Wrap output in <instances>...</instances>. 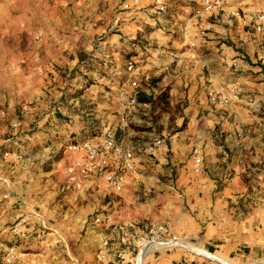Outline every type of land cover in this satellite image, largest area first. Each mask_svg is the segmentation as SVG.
Listing matches in <instances>:
<instances>
[{"label":"crops","instance_id":"obj_1","mask_svg":"<svg viewBox=\"0 0 264 264\" xmlns=\"http://www.w3.org/2000/svg\"><path fill=\"white\" fill-rule=\"evenodd\" d=\"M126 2L131 4L128 9L123 8ZM236 2L228 0L223 10L203 15L209 34L193 50L190 43L198 33L194 14L200 0H141L139 4L116 0V5L125 11L118 17L124 28L119 29L121 34H113L101 43L98 51L103 62L101 70L79 73L88 74L94 84L85 85L80 93L77 90L84 88L82 83L72 84L75 93L68 99L72 106L68 121L63 118L64 114L51 111L37 122L33 127L37 130L32 132L25 126L27 115L21 120L22 127L9 138L0 136V235L17 254L12 264H139L142 244L150 238L142 235L143 230L137 223L111 221L104 210L89 221L93 207L87 209L88 213L80 214L71 208L78 197L89 199L88 194L93 196V191L102 193L104 189L121 193L126 190L134 181L132 174L139 165V155L136 152L135 169L126 173L121 191H115L104 176L96 173L83 189H75L67 182L63 170L81 153L70 152L66 142L72 136V142L96 140L108 129L115 130L117 136L118 131H126L122 124L137 122L139 108L150 105L139 100L140 94L150 98L157 91L148 83L149 79L160 76L165 86H171V93L187 102L186 116L189 117V127L179 134L185 139L184 143H179V136H171L165 148L175 161H181L188 159L192 146L199 147L203 165L189 184L188 194L194 191L189 197L197 210L195 216L177 213L178 220L173 224H163L156 229L163 234L165 243L170 241H166L170 237L167 235L172 232L188 235L190 239L195 234L197 237L193 241L183 238L185 248L169 243L152 244L144 252L141 264H221L193 253V246L235 264H264V205L250 210L256 197L237 191L240 182L237 179H231V192L228 189L227 197L215 192L218 184L215 173L230 183L223 175L245 167L246 158L242 154L236 157V150L249 147V139L257 135L252 128L264 120V28L256 29L258 16L264 13V0H250L241 17L232 14ZM161 3L166 5L163 12L158 9ZM136 38L143 42L145 52L140 45L131 43ZM192 51L196 52V57H192ZM128 53L133 55L128 58L135 57L144 72L135 105L131 104L135 92L126 69L128 58L122 59ZM234 61L238 62L236 66ZM83 63L84 67L89 65V62ZM233 85L242 86L241 100L225 106L210 103L208 90L227 95ZM37 101L39 113H45L48 105L41 99ZM26 105L29 104L23 107ZM10 120L19 124L16 117ZM149 142L143 143L146 152ZM6 149L18 151L20 156L5 157ZM38 150L44 155L40 157L42 162L61 153L65 156L57 162L54 160L53 168L48 170L32 163L31 157L27 158ZM190 160L195 167L194 159ZM57 164L63 178L60 183L48 178ZM220 169L225 170L217 171ZM32 186H38V192L43 193L30 190ZM45 189L52 192L48 194ZM229 199L231 213H226L224 202ZM261 199L264 204V197ZM59 200L66 201L67 210H62ZM96 216H102L105 222L97 223ZM19 220L24 222V227L16 234L8 224L13 222L14 225ZM78 229L85 232L83 247H79L81 252H76L73 245ZM107 239L108 245L104 242ZM0 264H8L2 251Z\"/></svg>","mask_w":264,"mask_h":264},{"label":"rangeland","instance_id":"obj_2","mask_svg":"<svg viewBox=\"0 0 264 264\" xmlns=\"http://www.w3.org/2000/svg\"><path fill=\"white\" fill-rule=\"evenodd\" d=\"M123 12L125 11L116 5V0H90L88 2L81 0H0L1 138H9L11 133L21 126V120L27 115L25 126L32 129V132L37 130L33 129L37 122L44 116H48L51 111L64 114L63 118L66 122L68 121V112L72 107L68 99H71V95L75 93L72 84L82 83L84 88H79L78 93L86 88L85 85L94 84L93 78H88V74H91L90 71H100L103 67L98 51H100L101 43L109 36L121 34L124 25L118 22V17L121 13L123 16ZM38 33H42L40 40L36 39ZM131 43L140 45L143 51H146L139 38ZM130 55L132 53L126 54V57L122 59L125 60ZM84 61L89 62V65L84 67ZM144 62L147 63V60L145 59ZM84 71L88 74L79 75ZM148 83L157 88V91L150 97L149 107L139 108V120L129 122L125 127L126 131H123L124 129L118 131L119 140L124 145L132 144L131 146L136 148L140 157L139 165L132 174L134 181L121 193L108 192L103 189L102 193H93V191L91 193L94 194L93 196L88 194L89 199L84 200L83 196H80L74 205L71 204V208L74 209V213L80 214L93 207L89 221H93L97 212L104 210L111 221H133L142 228L143 236L147 235L149 240L162 242L163 234L157 231L158 226L173 224L178 220L177 213L195 216L197 210L189 197L194 191L191 194H188V191L191 190L189 184L193 183L197 172L190 160L194 159L193 146L188 159L181 161H175L170 151L165 148L171 136H179L189 127V117L186 116L187 102L178 94L171 93V86H165L162 76L149 79ZM144 86L147 85L144 84ZM38 99L48 105L44 110L45 113H39L38 107L37 110L31 112L33 114L22 112L25 104L37 106ZM3 110H6L5 115L2 114ZM262 114L264 116V109ZM12 117L18 118L17 127L12 126L10 120ZM252 131H255L257 135L249 139V147L236 150V157L242 154L246 158L245 167L228 171L226 176L223 175L229 179L230 183L214 172L218 180L215 192L219 195L227 197L228 189L231 192V179H237L240 181L237 191L256 197L253 203L251 202L250 210H254L255 206L264 205L261 203L263 200L261 198L264 197V120L261 125L258 124L256 128H252ZM157 137L163 139L161 147H158L154 153L146 152L143 143ZM72 138L73 136L66 143H71ZM184 140L179 136L180 144H183ZM231 142H234V138H231ZM40 150L31 152L27 158L31 157L32 163L40 164L42 168L48 170L53 168L54 160L57 162L65 156L61 153L55 158L42 162L40 157L44 155ZM234 155L235 153L232 152V156ZM54 168L57 169H53V173L48 178L60 183L63 179L60 166H54ZM221 169L217 171L225 170ZM29 189H37L35 190L37 193H43L38 192L40 191L38 186H32ZM45 190L48 194L52 192ZM71 194L74 195L70 192ZM227 201L224 202V209L226 213H231V199ZM60 204L63 207L62 210H67L68 205L65 200L60 201ZM12 223L8 224L10 228L13 226ZM83 236L85 232L81 229L74 234L75 243L73 245L76 247V252H81L79 247H83L81 245ZM167 236H170L166 240H170L168 245L181 244L184 248L186 246L183 244L185 241L183 238L190 241L197 237L195 234L190 239L188 235H177L173 232ZM156 245L159 244L156 243ZM196 252L198 251H193L214 263L235 264L209 251H207L208 254L202 253L203 255Z\"/></svg>","mask_w":264,"mask_h":264},{"label":"built area","instance_id":"obj_3","mask_svg":"<svg viewBox=\"0 0 264 264\" xmlns=\"http://www.w3.org/2000/svg\"><path fill=\"white\" fill-rule=\"evenodd\" d=\"M88 2L90 0H81ZM154 2H160V0H152ZM228 0H200L199 5L195 9L194 16L197 18V30L196 37L191 41L190 46L194 50L199 43L209 34V29L206 23L202 20L205 13H210L216 10H223ZM250 0H237L236 6L233 9L234 17H241L243 10L247 7ZM141 0H132V3L139 4ZM124 9L130 8L131 4L126 2L123 4ZM160 11L166 10V5L161 3L158 6ZM264 28V13H260L258 16V22L256 29L262 31ZM42 33L36 35V39L40 40ZM192 57H196V52L192 51ZM237 61L233 62L236 66ZM126 69L129 75L130 85L134 90V95L131 96V104L138 103V89L141 87L144 77L143 68L135 57H130L126 62ZM244 90L240 85H233L227 95L217 93L213 90L207 91V98L210 103L214 105L225 106L233 102L241 100ZM37 110L36 105H26L22 108L23 113H31ZM2 114H6V110L2 111ZM19 124L17 121L12 122L13 127H17ZM128 125L124 122L122 126L125 128ZM163 143L161 137H157L154 140L147 143V151L154 153L158 147ZM68 150L72 153L78 154V156L72 164L67 165L64 168L63 173L67 179V182L75 189H83L86 186V182L91 176L96 173L97 175L104 176L109 185L115 191H121L126 183L127 172L135 169L136 160V148L131 145H124L119 140L117 133L113 129H108L102 132L100 137L96 140L87 139L82 142H71L68 145ZM5 157L18 158L20 156L18 151L6 149L3 151ZM193 156L195 161V171L197 173L202 171L203 156L201 155L200 148H193ZM97 223L105 222L102 216H96ZM24 227L22 220L17 221L13 225V231L16 234H20ZM106 245L109 244V240L104 241ZM0 251L4 252L5 261L8 264H12L17 254L13 247L8 246L4 238L0 235Z\"/></svg>","mask_w":264,"mask_h":264},{"label":"bare ground","instance_id":"obj_4","mask_svg":"<svg viewBox=\"0 0 264 264\" xmlns=\"http://www.w3.org/2000/svg\"><path fill=\"white\" fill-rule=\"evenodd\" d=\"M175 240H178V239H175ZM150 241H153V240H150ZM150 241H147V242H144L143 244H142V247H141V251H140V253L138 254V262H139V264H141L142 263V260H143V257H144V252L152 245V244H155V243H158V244H166V243H169V242H157V241H153V242H150ZM146 244H148V246L146 247ZM179 244V243H178ZM179 245H181V244H179ZM182 246V245H181ZM146 248V249H145ZM193 249L195 250V251H198V252H200V253H205V254H208V252L207 251H204V250H202L201 248H197V247H194L193 246ZM215 256V255H214Z\"/></svg>","mask_w":264,"mask_h":264},{"label":"trees","instance_id":"obj_5","mask_svg":"<svg viewBox=\"0 0 264 264\" xmlns=\"http://www.w3.org/2000/svg\"><path fill=\"white\" fill-rule=\"evenodd\" d=\"M141 102H151V99L144 93H141L139 96Z\"/></svg>","mask_w":264,"mask_h":264},{"label":"water","instance_id":"obj_6","mask_svg":"<svg viewBox=\"0 0 264 264\" xmlns=\"http://www.w3.org/2000/svg\"><path fill=\"white\" fill-rule=\"evenodd\" d=\"M150 242H153V241H150ZM148 246V244H146V247ZM146 249V248H145Z\"/></svg>","mask_w":264,"mask_h":264}]
</instances>
